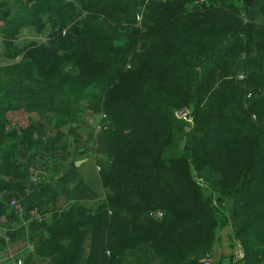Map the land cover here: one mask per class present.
I'll use <instances>...</instances> for the list:
<instances>
[{
	"label": "trees",
	"instance_id": "16d2710c",
	"mask_svg": "<svg viewBox=\"0 0 264 264\" xmlns=\"http://www.w3.org/2000/svg\"><path fill=\"white\" fill-rule=\"evenodd\" d=\"M197 1L0 0L1 215L13 198L28 211L55 196L45 183L27 193L16 154L56 140L34 124L8 130L12 113L58 131L101 113L109 150L106 199L34 224L24 264H203L228 225L243 264H264V2L257 22L255 0ZM25 27L47 41L19 47ZM78 183L74 199L92 198Z\"/></svg>",
	"mask_w": 264,
	"mask_h": 264
},
{
	"label": "rangeland",
	"instance_id": "374dc122",
	"mask_svg": "<svg viewBox=\"0 0 264 264\" xmlns=\"http://www.w3.org/2000/svg\"><path fill=\"white\" fill-rule=\"evenodd\" d=\"M263 2H264V0H255L253 3V6H252V11L254 12V15H255L254 19H256L257 22L259 21V18H261L260 13H259V9H260ZM1 24H2V22H1ZM19 32H20V34L18 35V39L15 41V44L19 45V47H24L25 45H30V44L36 45V43L41 44V43H44L47 41L46 33L40 34L37 32L36 29H30V28L25 27V28H21ZM4 52H5V49L2 45V39L0 37V65H3L6 63L4 61V58H3ZM104 117L105 116L102 115L101 113H99V115L98 114L95 115L90 111H82V113H80V120L78 121V123L72 122V124H68L67 126H65L63 128L64 132H63L62 138H60V136L58 138V139H63L65 136H68V135L72 136V138L74 137L73 138V146L77 147V150L72 152V154H70L68 156L67 160H69L71 155H73L72 160H74V159L75 160L88 159L89 161H91V164L87 168H85V167L82 168V164L80 166L82 168V171L80 172V174L83 176V178L85 179V182H87V184L91 187V189L94 190V193H95L93 196H91L92 198H87L85 201L82 202L84 206H86L90 209H92L94 206H96L97 204H100V202H102L106 199V197L103 193V190L100 188V186L96 187V181H97L99 174H100V171H101V166L99 165V161L105 162L108 155H109L108 147L104 143V137L106 135V131L104 129L98 130L99 127H106L104 122H103ZM18 120L22 125L27 123L26 117L23 115H21L20 119H18ZM34 125L44 129L43 134L45 137L48 135H54L55 134L54 128L52 126H48V124L44 118H39V117L35 116ZM10 126H11V124H10ZM78 147H82V149L79 150ZM83 150H85L84 155H82V153H81ZM70 163L68 164V167H69ZM96 164L98 165L97 167L95 166ZM39 173H43V171L42 170L35 171L31 175V179H33V177H35V175L39 174ZM43 175H44V177H41L42 178L41 179L42 184L45 183V181L49 177H51V176L47 175V178H46L45 173H43ZM54 177H55V175H54ZM45 178H46V180H45ZM31 179H30V181H31ZM53 179H56V177ZM68 179H70V178H67L66 180L60 179V180H64L67 183L68 187H61V186L57 185L56 184L57 181H55V183L52 181L45 183V184L50 185L49 187H52L53 194L55 195L53 197L54 199L49 200V197H44L43 199L40 200L42 202H37V203L33 204L32 209H36L39 217L46 219L45 222L44 221L37 222V220L35 218L33 219L28 214L23 217V219H25L26 221H29V224L26 227V229L22 227L23 229H25L24 231L22 230V232L25 233V236H24V238H18L19 240L14 238V241H13V243L15 244V246H13V248L17 251H22L21 259L23 260V264H24L27 256L33 250L32 244H30V242H29L30 232H31L33 225L34 224H42V223H48L49 224L51 222V219H52L51 212L54 209H58V210L59 209H66V207L68 208L70 205H72V203H71L70 205H65L66 207L64 206V203H67V200H68V202L74 200V196L72 197L70 195L72 193V187L71 186L69 187V184L71 182ZM31 184H32V182H31ZM37 186H39V185H37ZM95 187H96V189H95ZM16 199H19L22 202L23 198L21 196V197H18ZM217 204L218 205L219 204L220 205H226V206H224V211H225V208L228 209L230 207L229 204L222 203L220 200H216V203L214 205H217ZM5 205H9V202L6 201ZM32 209H30V210H32ZM30 210H28V211L25 210V212H29ZM14 216L16 218H19L16 215H14ZM12 221L16 222L14 219H12ZM227 227H229V225ZM7 235H10V234L8 233V234H6V236ZM30 247H32V249L29 251L28 248H30ZM2 253H3L2 256H6L10 253L13 254L15 252H13L12 250L5 249L4 251L2 250Z\"/></svg>",
	"mask_w": 264,
	"mask_h": 264
},
{
	"label": "crops",
	"instance_id": "0c3cea01",
	"mask_svg": "<svg viewBox=\"0 0 264 264\" xmlns=\"http://www.w3.org/2000/svg\"><path fill=\"white\" fill-rule=\"evenodd\" d=\"M2 26H3V23L1 24V22H0V28ZM21 115L26 117V120H27L26 124L22 125L19 122L18 119H20ZM35 116L39 117L37 114L26 113L24 111H17V112L12 113L10 115L11 126L8 127V130L9 129L20 130L21 128L28 127L30 124H34ZM79 116H80V114H79ZM39 118H41V117H39ZM79 120H80V118H79ZM78 121H77V123H78ZM54 123L55 122L53 121V123L51 125H48V126H52L54 128V131H55L54 135H48L45 137L43 134L44 129L42 128L43 129L42 130V137H43V140L45 141V143H48L49 140H53V141L56 140L55 144L52 147H49V150L42 151L40 154L33 156L31 159H28V157H30V156H29V154L28 155L24 154L25 152H24L23 147L22 146L17 147V154L16 155H18V157H17L18 163L22 166L25 177L28 180V183L25 184V188H26L27 193H30V188L32 185L31 181H30L31 175L37 170H42L43 173H45L46 178H47V175L51 176L47 180L45 178V180H46L45 183H48L50 181L55 183V181H60V179L70 178L69 180L71 183L69 184V187L70 186L72 187V193L70 194L72 197L74 196V192H75L77 186L79 185V183L77 184V182H79V179L81 180V185H84V189L90 194V196H93L95 194L94 190L91 189V187L87 184V182H85V179L83 178V176L80 174V172L82 171V168L83 167L87 168L91 164V161H89L88 159H81V160H75L74 159V160H72L73 155H71L70 159L67 160L68 156L70 154H72V152L77 150V147L73 146V138L74 137L72 138V136L68 135V136H65L63 139H58V137H59L58 134H60V132H61V138H62L63 132H64V129H63L64 127L61 128V131H58L57 129H55ZM70 124H72V123H70ZM57 140H59V141L57 142ZM78 148H79V150L82 149V147H78ZM84 152H85V150H83L81 152L82 155H84ZM22 155H25V157H23ZM69 163H70V165L68 167ZM81 164H82V168L80 167ZM95 166L97 167L98 165L96 164ZM54 175H55L56 179H53V178H55ZM42 177H44L43 174H42ZM73 178H76L78 181H73L72 180ZM41 184L42 183H40L39 185H41ZM99 186L103 190V193L105 195L104 189H103L101 181H100V174H99V177L96 181V187H99ZM67 187H68V185H67ZM96 187H95V189H96ZM85 200L74 199V200L69 201V202L67 200V203H64V206L70 205L71 203L74 204L76 202H80L81 204H83L82 202ZM0 202H4V196H2V195H0ZM102 202H100V203H102ZM5 209H6L5 215H1V212H0V221L3 217H5L8 221L7 225H9V227H3L0 225L1 226L0 227L1 228L0 229V257L5 258L6 256H2V254H3L2 250L4 251L5 249H8V250H12L13 252H15V254H19L18 258L21 259L22 251H17L13 248V246H15L13 241H14V238H16V239L24 238L25 233L22 234V232H20V231L23 228L26 229V227L29 224V221H26L25 219H21V218H16L13 215V210L9 207V205H5ZM59 210H63V209H59ZM7 216H9V218H7ZM12 219H14L16 222L12 221ZM10 220H11V222H10ZM25 229H23V231ZM8 233L10 235L6 236V234H8ZM235 238H236L235 237V231L231 228L230 225H229V227L224 228L221 231L220 237H219L217 243L215 244L213 250L210 251L206 255V257L208 256L212 260L213 264H232L233 241L235 240ZM2 264H14V263L13 262H11V263L10 262H4Z\"/></svg>",
	"mask_w": 264,
	"mask_h": 264
},
{
	"label": "built area",
	"instance_id": "2783aa9c",
	"mask_svg": "<svg viewBox=\"0 0 264 264\" xmlns=\"http://www.w3.org/2000/svg\"><path fill=\"white\" fill-rule=\"evenodd\" d=\"M152 1H157V0H146V3H150ZM163 2H165L166 0H162ZM206 3V0H198L197 1V5L202 6ZM142 21V16H140L138 18V22L139 24ZM176 117L180 120L185 121L188 124H192V117H191V113L190 111L183 109L179 112L176 113ZM106 130V127H99L98 130ZM40 174V175H39ZM36 174L35 177H33V179H31V182L34 186L39 185L42 181H41V177L43 173H39ZM201 183L203 185H205L207 187V183H205V181L200 180ZM9 207L13 210L14 215H16L17 217L23 219V217L25 215H30L33 219L35 218L37 220V222H45V218H41L38 215V212L36 209H32L29 212H25V208L23 203L21 202V200L13 198L9 201ZM151 218H155V219H162L163 218V213L162 212H157V213H152L150 214ZM29 251L32 249V247L28 248ZM19 254H8L6 255L5 258L0 257V264L4 263V262H13L14 264H23V260L18 258ZM246 260V251L245 248L243 246V244L241 243V241H239L238 239L235 238V240L233 241V253H232V264H243ZM203 264H213L212 260L207 256L204 260H203Z\"/></svg>",
	"mask_w": 264,
	"mask_h": 264
},
{
	"label": "water",
	"instance_id": "95a60500",
	"mask_svg": "<svg viewBox=\"0 0 264 264\" xmlns=\"http://www.w3.org/2000/svg\"><path fill=\"white\" fill-rule=\"evenodd\" d=\"M1 222H2V224H8V221H7V219L5 218V217H3L2 219H1Z\"/></svg>",
	"mask_w": 264,
	"mask_h": 264
}]
</instances>
